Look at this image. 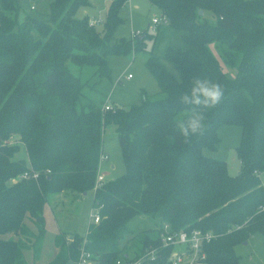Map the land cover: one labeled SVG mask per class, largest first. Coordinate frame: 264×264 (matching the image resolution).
Here are the masks:
<instances>
[{"label": "trees", "instance_id": "16d2710c", "mask_svg": "<svg viewBox=\"0 0 264 264\" xmlns=\"http://www.w3.org/2000/svg\"><path fill=\"white\" fill-rule=\"evenodd\" d=\"M19 2L0 0V264H27L29 249L39 259L51 195L91 191L100 221H90L85 236L57 235L50 264L76 261L84 239L101 264L137 257L161 245L165 224L212 234L203 264H241L235 247L264 236V0H149L183 47L169 46L162 57L150 51L146 66L161 97L109 110L84 94L87 83L70 64L109 78L110 55L145 51L156 36L115 40L126 0H113L100 31L88 16L76 17L89 0H45L41 13L22 19ZM198 77L220 84L224 97L206 111L203 134L185 139L175 119L190 106L179 97ZM109 124L125 172L95 188ZM224 125L241 128L235 176L204 154L217 149ZM22 148L26 158L17 157ZM139 215L154 227L136 234L129 223ZM171 251L162 249L152 264H168Z\"/></svg>", "mask_w": 264, "mask_h": 264}, {"label": "rangeland", "instance_id": "374dc122", "mask_svg": "<svg viewBox=\"0 0 264 264\" xmlns=\"http://www.w3.org/2000/svg\"><path fill=\"white\" fill-rule=\"evenodd\" d=\"M89 2V6L81 7L78 10L76 17L88 16L102 20V23L96 25L100 31L113 0H89ZM19 3L21 5V19L25 13H41L47 5L45 0H20ZM119 15L122 18V23L114 33L115 40L129 39L131 36L133 37L132 34L135 31H140L142 34L145 30L156 36V42L153 46L152 40H148L145 51L131 52L126 55H110L108 57V65L111 70L109 78H101L96 75L95 68L92 66L80 68L70 64L72 73L80 76L82 81L87 83L84 94L97 105H101L102 100H105L111 106L129 107L130 105L141 104L145 95L151 99L161 97L157 80L146 66L150 51H153L154 55L162 57L169 46L183 47L180 35L173 31L168 24H163L156 32L151 31V28L149 29V23L154 17H162L161 11L153 6L149 0H126ZM169 68L174 70L172 65ZM218 134L220 142L217 149H205L204 154L225 161L229 174L235 176L240 171L237 147L241 139V128L235 125H224ZM103 151L108 159L101 162L99 173L104 176V182H107L125 172L117 132L113 124H109L103 133ZM17 157L26 158V152L23 148ZM113 166L114 168H112ZM261 181L264 185V173L261 175ZM93 196L92 191L86 195L70 192L51 195L45 208L47 230L50 233L59 230L66 235V238L75 234L85 236L92 214L96 212L93 207ZM27 224L33 225L30 221H27ZM152 227H154V223L142 215L135 217L129 223V228L136 234H141ZM129 238L131 237H127L122 243L123 246H130L132 241ZM50 246L52 249L49 250V254L55 251L53 242ZM235 252L240 257L241 264H264V236L259 233L252 235L246 245L244 243L237 245Z\"/></svg>", "mask_w": 264, "mask_h": 264}, {"label": "built area", "instance_id": "2783aa9c", "mask_svg": "<svg viewBox=\"0 0 264 264\" xmlns=\"http://www.w3.org/2000/svg\"><path fill=\"white\" fill-rule=\"evenodd\" d=\"M33 8V7H32ZM98 23H102V20L89 19V25L95 27ZM163 24H168L166 17L153 18L150 27L152 31H156L157 28ZM140 31H135L132 35H140ZM130 77V76H129ZM109 104L104 105L105 110L111 109ZM108 159V156L104 153L101 154L100 161ZM100 162V163H101ZM24 178L28 177L25 173ZM33 177L36 178L37 174L34 173ZM104 184V176L99 173L96 179L95 188H99ZM91 221L98 223L100 216L97 212L92 214ZM211 233H204L201 230L193 229L190 231H172L168 224L164 225L163 233L161 234V245L156 248H149L141 253L139 256H126L127 258L118 259L116 264H152L158 252L162 249L171 247V253L166 257L168 264H203L206 260V254L204 252L205 242L211 240ZM87 239H84L83 246L80 248V255L76 261H71L69 264H101L98 258H95L93 253L86 249Z\"/></svg>", "mask_w": 264, "mask_h": 264}, {"label": "clouds", "instance_id": "9594fccd", "mask_svg": "<svg viewBox=\"0 0 264 264\" xmlns=\"http://www.w3.org/2000/svg\"><path fill=\"white\" fill-rule=\"evenodd\" d=\"M176 75L179 78V70ZM223 97L224 90L220 84L206 78L193 79L190 89L179 97L183 105L190 106V110L186 115L175 119L177 133L185 139L203 134L206 111L216 108Z\"/></svg>", "mask_w": 264, "mask_h": 264}, {"label": "crops", "instance_id": "0c3cea01", "mask_svg": "<svg viewBox=\"0 0 264 264\" xmlns=\"http://www.w3.org/2000/svg\"><path fill=\"white\" fill-rule=\"evenodd\" d=\"M154 18H155V17H154ZM151 22H152V20H151ZM151 22L149 23V29H150V27H152ZM161 26H162V25H161ZM161 26H159V27L157 28L156 31H158V30L160 29ZM144 31H145V30H144ZM151 31H152V29H151ZM156 31H155V32H156ZM131 37H132V36H131ZM129 76H130V75H129ZM107 103H109V102L107 101ZM109 105H110V104H109ZM219 130H220V129H219ZM103 153H104V152H103ZM100 166H101V163H100ZM112 168H114V166H113ZM111 180H113V179H111ZM84 195H86V194H84ZM47 205H48V204H47ZM47 205L45 206V208L47 207ZM45 210H46V209H45ZM45 210H44V215H45ZM45 220H46V218H45ZM27 221H30V220H27ZM27 221H26V223H27ZM29 227H30L33 231H36V228H35L34 224H33V225H30ZM45 227H46V222H45ZM59 234H63V233H61L59 230H58V231H54L53 233H50V232L47 230V227H46V234H45V237H44L43 247H42V250H41V254H40L39 259H37V260L34 259V252H33V249L25 250V251H24V257H25L26 263H27V264H50L51 261L56 257V255H57L58 252H59V248L55 245V238H56V236L59 235ZM63 235H64V234H63ZM9 236H11V235H9ZM9 236L7 235L6 238H8ZM64 236H66V235H64ZM52 242H53V244H54L55 251H52V253L49 254V250L52 249V247L50 246V244H51ZM47 244H49V245H47Z\"/></svg>", "mask_w": 264, "mask_h": 264}, {"label": "water", "instance_id": "95a60500", "mask_svg": "<svg viewBox=\"0 0 264 264\" xmlns=\"http://www.w3.org/2000/svg\"><path fill=\"white\" fill-rule=\"evenodd\" d=\"M200 14H202V11H200ZM244 244L246 245V244H247V242H244Z\"/></svg>", "mask_w": 264, "mask_h": 264}]
</instances>
